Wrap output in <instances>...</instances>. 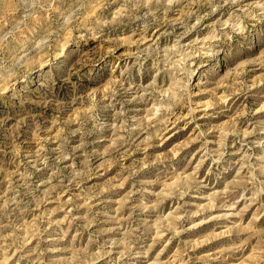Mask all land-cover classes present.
Returning <instances> with one entry per match:
<instances>
[{"label":"rangeland","instance_id":"obj_1","mask_svg":"<svg viewBox=\"0 0 264 264\" xmlns=\"http://www.w3.org/2000/svg\"><path fill=\"white\" fill-rule=\"evenodd\" d=\"M0 264H264V0H0Z\"/></svg>","mask_w":264,"mask_h":264},{"label":"bare ground","instance_id":"obj_2","mask_svg":"<svg viewBox=\"0 0 264 264\" xmlns=\"http://www.w3.org/2000/svg\"><path fill=\"white\" fill-rule=\"evenodd\" d=\"M198 106V105H197ZM197 110V109H196ZM192 115V114H191Z\"/></svg>","mask_w":264,"mask_h":264}]
</instances>
